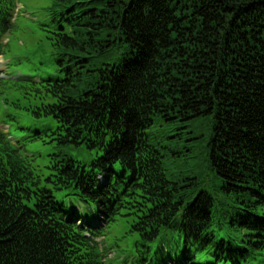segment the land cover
Returning <instances> with one entry per match:
<instances>
[{"label":"trees","instance_id":"obj_1","mask_svg":"<svg viewBox=\"0 0 264 264\" xmlns=\"http://www.w3.org/2000/svg\"><path fill=\"white\" fill-rule=\"evenodd\" d=\"M55 6L49 32L64 76L45 79L55 101L35 113L56 120L60 142L98 154L87 164L52 161L53 186H41L0 130V264H107L97 239L117 216H131L141 238L137 264H246L262 254L264 0ZM15 8L16 0H0V55ZM157 118L167 138L200 140L185 147L186 176H168L161 148L175 160L182 152L151 141ZM53 189L94 204V219ZM216 223L225 237L217 238ZM173 236L183 247L171 255ZM153 242L162 253L156 262ZM197 251L214 259L197 261Z\"/></svg>","mask_w":264,"mask_h":264},{"label":"rangeland","instance_id":"obj_2","mask_svg":"<svg viewBox=\"0 0 264 264\" xmlns=\"http://www.w3.org/2000/svg\"><path fill=\"white\" fill-rule=\"evenodd\" d=\"M55 0H16L12 27L2 36L3 53L0 55V130L7 134L8 139L17 146L23 156L31 163L34 173L40 179L41 186L52 187L48 180L51 173L52 161L65 157H72L81 163H89L98 154L97 150L89 149L85 145H77L71 142H60L61 136L54 133L57 126L56 120L51 115H38L41 106L55 101L52 96L46 78L63 77L60 71V49L53 45L51 34L54 28ZM49 24V25H48ZM35 81L36 83H32ZM43 81V82H42ZM42 110V109H41ZM34 131H41V135L33 138ZM183 131H187L186 128ZM152 142H161L166 147L182 153L177 160L174 156H168L165 152V169L168 176L179 172L186 176V163H189L190 151L185 147L195 141L185 140L193 133L183 134V139L175 142L176 138L166 137L168 130L166 122L157 118L155 126L148 130ZM167 152V153H166ZM191 177V176H187ZM192 179L191 182H194ZM54 190L56 199L64 201L68 207L77 206L86 218L94 219L95 205L84 202L76 196L68 195L67 190ZM131 216H117L104 226V235L97 239L99 248L105 255L103 259L108 264H137L136 256L140 245L138 232L131 228ZM217 238L225 237L227 229L216 223ZM166 244L167 251L171 255L179 253L183 242L177 236H173ZM160 242L151 244L154 261L162 258L158 251ZM214 258L205 251H197V261H212ZM246 264H264V252L257 258L249 260Z\"/></svg>","mask_w":264,"mask_h":264}]
</instances>
